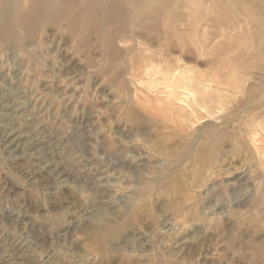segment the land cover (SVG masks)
<instances>
[{
	"label": "rangeland",
	"instance_id": "rangeland-1",
	"mask_svg": "<svg viewBox=\"0 0 264 264\" xmlns=\"http://www.w3.org/2000/svg\"><path fill=\"white\" fill-rule=\"evenodd\" d=\"M5 2L0 264H264V0Z\"/></svg>",
	"mask_w": 264,
	"mask_h": 264
},
{
	"label": "bare ground",
	"instance_id": "bare-ground-1",
	"mask_svg": "<svg viewBox=\"0 0 264 264\" xmlns=\"http://www.w3.org/2000/svg\"><path fill=\"white\" fill-rule=\"evenodd\" d=\"M29 1H31V0H28V2H29ZM33 1H35V0H33ZM213 1H216V0H213ZM28 2H27V3H28ZM88 2H89V1H88ZM104 2H105V1H104ZM3 4L6 5L5 0H0V9L2 8V5H3ZM87 4H88V3H87ZM90 4H91V2H90ZM215 4H216V3H215ZM94 5H95V4H94ZM100 5H101V4H100ZM25 7H31L30 2H29V4H28V6H25ZM89 7H90V6H89ZM105 7H106V6H105ZM162 7H163V6H162ZM106 8H107V7H106ZM106 8H105V9H106ZM94 10H95V9H94ZM110 10H111V8H110ZM110 10H109V11H110ZM113 11H114V10H113ZM162 11H163V10H162ZM169 12H170V11H169ZM109 13H110V12H109ZM96 14H97V13H96ZM100 14H101V13H100ZM167 14H168V11H167ZM252 14H253V13H252ZM134 15H135V14H134ZM21 16H22V13L17 12V13H16V16H15V22L18 23L19 18H21ZM233 16H234V15H233ZM251 16H252V15H251ZM251 16H250V17H251ZM106 17H107V16H106ZM109 17H110V16H109ZM134 17H135V16H134ZM152 17H153V16H152ZM152 17H151V18H152ZM164 17H165V16H164ZM243 17H244V16H243ZM254 17H255V16H254ZM254 17H253V18H254ZM234 18L236 19V17H234ZM248 18H249V17H248ZM253 18H249V19H253ZM80 19H81V18H80ZM95 19H96V18H95ZM100 19H101V18H100ZM109 19H110V18H109ZM157 19H158V18H157ZM244 19L247 20V18H244ZM155 20H156V19H155ZM260 20H261V19H260ZM152 21H153V19H152ZM246 22H247V21H246ZM82 23H85V22H83V20H82ZM20 24H22V23H20ZM251 36H252V34H251ZM252 37H253V36H252ZM261 37H262V36H261ZM235 38H236V37H235ZM250 39H251V38H250ZM252 39H254V38H252ZM254 41H255V39H254ZM259 41H260V40H259ZM252 43H253V42H252ZM252 43H251V44H252ZM254 43H255V42H254ZM259 43H260V42H259ZM259 43H258V44H259ZM261 45H262V44H261ZM257 48H258V47H257ZM257 48H256V49H257ZM256 49H255V51H256ZM261 49H262V48H261ZM154 51H155V50H154ZM256 53H257V52H256ZM254 56H255V55H254ZM261 57L264 58L263 56H261ZM255 60H257V58H255ZM245 62H246V61H245ZM246 64H247V63H246ZM255 64H256V63H254V67H255V69H257V70H264V66H263V65H258V64L255 65ZM245 67H247V66H245ZM254 67H252L253 70H254ZM249 69H251V68L249 67ZM255 71H256V70H255ZM247 73H249V71H248ZM261 74H263V73H261ZM261 77H262V75H261ZM226 83H227V82H226ZM229 86H230V85H229ZM251 96H252V95H249V99L252 98ZM254 96H255V95H254ZM257 103H258V102H257ZM259 103H260V101H259ZM259 103H258V104H259ZM255 104H256V103H255ZM263 104H264V103H263ZM256 105H257V104H256ZM256 105H255V107H256ZM251 108H252V107H251ZM253 109H254V108H253ZM209 121H210V120H209Z\"/></svg>",
	"mask_w": 264,
	"mask_h": 264
}]
</instances>
